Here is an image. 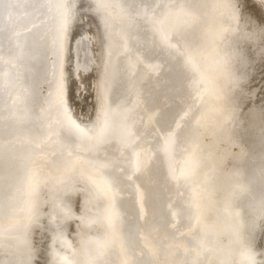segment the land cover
<instances>
[{
	"label": "snow or ice",
	"instance_id": "1",
	"mask_svg": "<svg viewBox=\"0 0 264 264\" xmlns=\"http://www.w3.org/2000/svg\"><path fill=\"white\" fill-rule=\"evenodd\" d=\"M256 7L95 0L93 8L81 0L74 23L61 0H0V264H264L255 242L264 221V70L254 88L237 67L245 59L246 69L251 45L264 42V7ZM217 9L228 27L216 23ZM89 22L101 56L90 90L74 98L64 44ZM142 33L180 65L173 121L161 120L167 94L156 102L139 87ZM49 53L45 95L32 73ZM69 193L84 197L79 216ZM73 219L77 246L66 236Z\"/></svg>",
	"mask_w": 264,
	"mask_h": 264
},
{
	"label": "rangeland",
	"instance_id": "2",
	"mask_svg": "<svg viewBox=\"0 0 264 264\" xmlns=\"http://www.w3.org/2000/svg\"><path fill=\"white\" fill-rule=\"evenodd\" d=\"M247 1V3H245V0H237V2L239 3V4H241L243 7H244V10H245V12L246 13H250V12H256L257 14H258V10L256 9L257 7H255V6H257V5H259V6H261L262 4V7H264V0H246ZM258 1V2H257ZM260 1V2H259ZM61 2L62 3H65L66 4V6L68 7V8H70L71 9V11L73 12V14H74V16H73V19L74 20H76V19H78V18H76V16H75V14L77 13V11L79 10V7L78 6H80V4H81V0H61ZM244 2V3H243ZM256 2V3H255ZM84 3L86 4V5H88V4H90V5H92L93 6V8L95 7V0H84ZM258 3V4H257ZM262 3V4H261ZM255 4V5H254ZM249 5V6H248ZM254 5V6H253ZM252 6V7H251ZM76 7H78V8H76ZM247 8V9H246ZM76 9V10H75ZM257 10V11H256ZM219 11H221L220 9H217V11H215L214 12V19H215V21L217 22V23H220V27L221 28H226V25H227V27H228V21H226V20H228L227 19V16L225 17V13L223 12V10L221 11V12H219ZM216 13L217 14H219L218 16L216 15ZM224 14V15H223ZM215 15H216V17L218 18H216L215 17ZM221 16V17H220ZM224 16V17H223ZM87 19V17H85V20ZM217 19V20H216ZM219 20V21H218ZM222 20H223V22H222ZM77 22H80L79 20H76ZM75 21V22H76ZM226 21V22H225ZM37 23L39 22V21H36ZM35 21H34V23H36ZM76 22V23H77ZM94 23L95 22H92V26L90 25V23L88 24V26H86V27H81L80 29H78L77 30V33H76V35H75V38L69 43H66L65 42V44H64V50H63V56L65 57H63V59H62V62H63V66H62V71H63V75H64V78L66 79V77H68V75H69V84H66V85H69V88H71V89H73V91H72V95H74L73 97L75 98L77 95H86L87 94V92L90 90L89 89V87L88 86H90L91 84H93L94 82H95V77H96V75H97V66H98V62H99V59H100V56H101V41H100V38H99V34L97 33V35H98V37H95L94 38V36L96 35V33L94 32L95 30H98V29H96V27H97V24L95 23V25H94ZM224 23L226 24V25H224ZM87 24V23H86ZM85 25V24H84ZM90 25V26H89ZM221 25H223V26H221ZM27 26V25H26ZM96 26V27H95ZM88 27H89V29L92 27V28H95V30L93 29V30H89L88 29ZM95 34H94V33ZM96 32H98V31H96ZM226 33V34H225ZM224 35H223V37L225 38V41L226 42H230L229 40H230V38H232L231 39V41H234V37H232V36H229L230 34L229 33H227V32H224L223 33ZM96 35V36H97ZM142 35H144V33H142ZM142 35H140V38L142 37ZM149 36V35H148ZM147 35H145L144 37H142L141 39H144V40H141L142 42L144 41V43H142V44H144V46L143 45H141V47L143 48V56L145 55V59H144V57H143V60H144V63H146V65L143 63V65H145L144 67L146 68V70L147 71H145V68H142V66H141V68H142V72H141V74H142V76H143V80L145 81V79H146V82H142L140 85H139V87H141V89H143V93H145L144 94V96L146 97V98H151V100H154L155 101V99H156V102H159L160 100H161V98L165 95V94H167V96L169 97V101H170V99H172L171 100V102H173L174 101V99L173 98H175V102H173L174 103V105H177V106H175L174 107V105H172L173 103H169L170 105L164 110V112L166 111V113H165V115H164V112L162 113V116H161V120L162 121H168V120H170V121H173V120H175V118L177 117V114L176 113H171V112H175L176 110L178 111V110H180V108H181V105H180V108H178L179 106V104H180V97H179V95L181 96V94L183 95V93L181 92V89L179 88L180 87V85L179 84H181L180 83V81L179 80H181V76H182V72H181V68H179L180 66L178 65L179 63H173V62H177L178 60L176 59V58H174L173 56H171V58H170V55H169V53L168 52H166V51H163L162 49L160 50L159 48H152L151 47V42H150V40H151V38H147L148 37ZM229 36V37H228ZM150 37V36H149ZM146 39H148L147 41L148 42H146ZM224 41V42H225ZM150 43V44H149ZM261 43V44H260ZM254 44H258V47H256L257 48V50H260V52L259 51H256V49H255V52H257V54L256 55H258V53H259V55L257 56V57H259L260 56V58L261 59H264V58H262L261 57V55H260V53H261V49H264V42H259V43H253L252 44V46L254 45ZM260 44V45H259ZM68 45H69V47H70V45H71V49H68ZM73 45V46H72ZM146 46V47H145ZM147 46H148V48H149V50H146V49H148L147 48ZM257 46V45H256ZM67 48V49H66ZM253 48H255V45L253 46ZM152 49H154V50H152ZM152 50V51H151ZM157 50H159V51H157ZM146 51V52H145ZM157 51V53H155V52ZM160 51H162L161 52V54H163L164 53V55H162L163 57H165V58H161L162 56H160ZM68 52L69 53H72V62H71V65L68 63ZM154 52V53H153ZM146 53H148L147 55H146ZM153 53V54H152ZM166 53V54H165ZM167 53H168V55H167ZM66 54V55H65ZM152 54V55H151ZM51 54H49L48 55V57L50 56ZM149 55H151L152 57L154 56V58H152L151 56L149 57ZM157 55V56H156ZM159 56V58H157L156 59V57H158ZM43 57V56H42ZM39 58V61L40 60H43L42 62H45V63H47L49 66H51V64H49V63H51V62H46V61H49L50 59H51V56L48 58V59H46L45 61H44V59L45 58ZM173 57V58H172ZM148 58V59H147ZM152 58V59H151ZM161 58V59H160ZM260 58H258L257 59V61H259V62H257V64H256V61H254V65H252L251 63H253V61H251V65H249L246 69L243 67V65H241V64H244V66H245V64H246V62L245 63H242V62H239L240 64H238V65H241V67L239 66V68H241L242 69V71H247L249 74H251L250 76H253V79H257L258 77H260L261 76V72H262V70H264V69H262V61H260L261 59ZM148 61H147V60ZM155 59H156V61H155ZM169 59V60H168ZM172 59H175V60H172ZM38 60V59H37ZM147 62H146V61ZM150 60V61H149ZM164 60V61H163ZM166 60H168L167 62L170 64L169 66H167L168 64H167V62L165 63V61ZM51 61V60H50ZM155 61V62H154ZM159 61H162V63H165L164 64V66H162L163 64L162 63H160ZM150 62H152V63H150ZM40 63H41V61H40ZM39 63V65H42L43 63H41L40 64ZM172 63H173V65H172ZM47 64H44L45 66L47 65ZM64 64H66V65H64ZM72 67H69V65ZM148 64V65H147ZM151 64L152 65H154V64H158V65H160V66H162L161 67V69L162 70H160V67H159V70L161 71H159V70H154V73L153 72H151V69H153L152 68V66H151ZM167 64V65H166ZM38 64H37V61H36V64H35V62H34V66H37ZM43 65V66H44ZM47 65V66H48ZM73 65V66H72ZM178 65V66H177ZM237 65V66H238ZM255 65H259L257 68V70L256 69H253V68H256V66ZM46 66V68H48ZM174 66V67H173ZM37 67H39L38 69L40 70V72L42 73L43 72V69L45 68V67H40V66H37ZM37 67H36V69H35V67H33L34 68V70H37ZM150 69H149V68ZM164 67V68H163ZM168 67V68H167ZM170 67H171V69H170ZM42 70H41V69ZM45 68V70H44V73L41 75V73L40 72H38V70L37 71H35V72H33V79H35V74H36V72L39 74V75H41L40 77L42 78L43 77V75L45 74V72H46V70H51V67L49 68V69H46ZM68 68V69H67ZM69 68H71V70H73V74L71 73L72 71L69 69ZM148 68V69H147ZM177 68H178V70H177ZM69 70L68 72L69 73H71L72 74V76H70L71 74H69L66 70ZM165 71H164V70ZM175 70L176 69V71H173V70ZM244 69V70H243ZM251 69H252V71H251ZM260 69H262L261 71H260ZM33 70V71H34ZM148 70H150V71H148ZM168 70V71H167ZM170 71H173L174 72V75H173V73L172 72H170ZM181 72V73H179V72ZM255 71V72H254ZM260 71V72H259ZM144 72H145V74H144ZM147 72L149 73V72H151L150 74L151 75H153L154 74V76H153V78H152V76H150L149 78H148V76H149V74L148 75H146L147 74ZM164 72V73H163ZM177 73V76L175 75L176 73ZM255 74L256 72L259 74V75H254L253 73ZM35 73V74H34ZM66 73H68V74H66ZM161 73V74H160ZM38 74H37V76H38ZM155 74H156V76H155ZM163 74V75H162ZM172 75V76H174V77H172L171 76V78H174V79H168V78H170V76H168L167 77V75ZM67 75V76H66ZM181 75V76H180ZM66 76V77H65ZM159 77V79H160V77H161V80H163V78H164V80L163 81H161V80H159L158 79V77ZM163 76V77H162ZM72 77V78H71ZM178 78L176 81L177 82H179V83H177V82H175L174 80H175V78ZM39 78V77H38ZM38 78H36V79H38ZM41 78H39V80H38V83H37V81L36 80H34V81H36L35 83H37L36 85H39V84H41V82L43 81ZM68 78L65 80V82L68 80ZM148 78V79H147ZM158 79V80H154V79ZM73 80V82H72V80ZM252 79V82L253 81H255V80H253ZM260 79V80H259ZM259 79H257L258 81H256V82H253L254 84L253 85H256V83L258 82V84L260 85V83H262V81H261V77L259 78ZM41 80V81H40ZM71 80V81H70ZM153 80V81H152ZM171 80H173V81H171ZM156 81V82H155ZM160 83H159V82ZM171 81V82H170ZM261 81V82H260ZM151 82H153V83H151ZM159 84H158V83ZM166 82H168V83H166ZM67 83V82H66ZM73 83V84H72ZM143 83H144V85H143ZM166 83V84H165ZM172 83L173 84H175V85H172ZM222 83V82H221ZM147 84V85H146ZM152 84V85H151ZM178 84V85H177ZM159 85V86H158ZM164 85H165V87H164ZM168 85V86H167ZM170 85H172V86H170ZM177 85V87L178 88H176L175 86ZM40 86V85H39ZM38 86V90H40V89H42V90H44V94L46 95V92H47V87L45 86V85H43V82H42V84H41V86L42 87H39ZM70 86H73V87H70ZM173 87V88H172ZM255 87H259L258 85L257 86H255ZM254 87V88H255ZM145 88H146V90H145ZM152 90H151V89ZM70 89V90H71ZM156 89V90H155ZM177 89H179L180 91H178ZM170 90V91H169ZM175 90V91H174ZM46 91V92H45ZM120 91V93L123 91V89L121 90V89H119L118 90V92ZM172 91H173V93H172ZM177 91H178V93H177ZM148 92V93H147ZM166 92V93H165ZM175 92V93H174ZM151 93V94H150ZM169 93H171V94H169ZM176 94H178L177 96L179 97H177L176 96ZM118 95H119V93H118ZM148 95V96H147ZM170 95V96H169ZM157 96V97H156ZM171 96H173V97H171ZM176 102H178V104L176 103ZM170 106L172 107V108H174V109H171L170 108ZM177 107V108H176ZM249 107H251V105H249ZM176 108V109H175ZM168 109L171 111H168ZM155 109H153V111H154ZM174 110V111H173ZM167 111L169 112V113H171L170 114V116H169V113H167ZM176 111V112H177ZM177 113H179V114H181L180 113V111H178ZM172 114H173V116H172ZM176 115V117H175V115ZM178 114V115H179ZM144 115H147V116H149L150 115V112H147V114H146V112L144 113ZM165 116V117H164ZM166 116H169L168 117V119H167V117ZM171 117V118H170ZM173 117H175V118H173ZM148 117H145V119H147ZM166 119V120H165ZM156 126V125H155ZM157 164H154V166H156ZM158 167L160 166V165H157ZM157 167V169H156V167H154L156 170H159V168ZM153 168V169H154ZM152 169V171H156L155 169L153 170ZM157 172V171H156ZM155 172V173H156ZM154 173V174H155ZM152 175H154L153 173H151ZM157 174V178H159V180L160 179H162L161 178V176H158V175H160V173H159V171L156 173ZM151 175V177H153ZM155 178H156V175L154 176ZM155 178H153V179H155ZM156 178V179H157ZM159 180L157 179L156 181H157V185H158V187H159V183L160 184H163V182H159ZM161 181H163V179L161 180ZM159 182V183H158ZM260 191H261V189H260V186H259V178L257 177V185H256V195H257V199L259 198V194H260ZM74 194V193H73ZM72 193H70V195L71 196H68V197H66V199L68 200V201H66L67 203L69 202V204H71L73 207H78V208H76L77 210H73V211H75L76 212V214H77V212H78V214H77V216L79 215V210H80V203L81 202H83V200L82 199H84V197H83V195L82 194H80V195H82V196H80L78 193L76 194H74L73 195ZM175 194V193H174ZM74 196V198H76V201L74 200V199H72V197ZM75 195H79L80 197H83V198H79V196H77L78 198H79V200H78V198L75 196ZM174 196H176V195H173V199H174ZM74 200V201H73ZM81 200V201H80ZM77 201H79L80 203H78ZM74 202H77V205L79 204V206H76L75 205V203ZM169 202V201H168ZM248 201L247 200H245V203H247ZM165 203H167V201L165 202ZM170 203V202H169ZM75 205V206H74ZM167 205V204H166ZM165 206V205H164ZM47 206H45V208H46ZM165 207H167V206H165ZM74 208V209H75ZM45 210H47V208L45 209ZM169 219H171V217L169 218ZM177 219H179V218H177ZM253 219H255V218H253ZM73 221V220H72ZM72 221L70 222L69 221V223L68 224H65V225H67V227H66V229L68 228V225L70 226V224H71V226H73L74 227V225L72 224ZM74 221L75 222H77V220H75L74 219ZM73 221V222H74ZM68 222V221H67ZM66 222V223H67ZM74 222V223H75ZM176 222V221H175ZM78 223V222H77ZM171 223H174V221L172 220L171 221ZM76 224V223H75ZM169 224H170V221H169ZM261 224H264V221H256V225H257V228H256V233H255V242H256V250L257 251H264V233H261V231H260V226H261ZM69 227L68 228V230H66V231H70V229L72 228V227ZM170 226H171V224H170ZM74 230V232H73V230ZM71 229V231L70 232H73L74 234L75 233H77V225H75V227L74 228H72ZM75 230H76V232H75ZM69 232V233H70ZM68 233V232H67ZM69 233L68 234H66L67 236H69L70 237V235H69ZM71 235H72V239L73 240H75L74 241V244H73V241H72V244L74 245V246H77L76 244H78V243H76L75 244V242H78L79 241V238H78V236L77 235H74V234H72V233H70ZM76 236L77 237V240L74 238V236ZM39 238V235H37V239ZM69 239V238H68ZM50 240V239H49ZM51 241H49V243H50ZM225 242H226V240H225ZM65 249H66V252H64L65 251ZM58 250H63L62 252V254H64V253H67L68 254V252H67V250L68 251H70L69 249H67V248H65V247H62V246H60L59 248H58Z\"/></svg>",
	"mask_w": 264,
	"mask_h": 264
},
{
	"label": "bare ground",
	"instance_id": "3",
	"mask_svg": "<svg viewBox=\"0 0 264 264\" xmlns=\"http://www.w3.org/2000/svg\"><path fill=\"white\" fill-rule=\"evenodd\" d=\"M255 1H256V0H255ZM257 2H258V1H257ZM259 2H260V1H259ZM243 3H244V2H243ZM245 3H247V1H246ZM255 3H256V2H255ZM257 4H258V3H257ZM261 4H262V3H261ZM254 5H255V4H254ZM254 5H253V6H254ZM259 5H260V4H259ZM262 5H263V4H262ZM262 5H261V7H262ZM243 6H244V5H243ZM248 6H249V5H248ZM78 7H79V6H78ZM78 7H76V8H78ZM251 7H252V6H251ZM255 7H256V6H255ZM246 9H247V8H246ZM256 9H257V8H256ZM75 10H76V9H75ZM220 10H221V9H220ZM216 11H217V10H216ZM221 11H222V10H221ZM221 11H219V12H221ZM256 11H257V10H256ZM219 14H220V13H219ZM219 14L216 13L217 16H218ZM216 15H215V17H216ZM223 15H224V14H223ZM73 16H74V15H73ZM226 16H227V15H225V17H226ZM220 17H221V16H220ZM223 17H224V16H223ZM76 18H77V17H76ZM216 18H217V17H216ZM84 19H85V18H84ZM217 19H218V18H217ZM217 19H216V20H217ZM76 20H79V19H76ZM76 20H74V23L77 22ZM75 21H76V22H75ZM218 21H219V20H218ZM226 21H228V20H226ZM226 21H225V22H226ZM35 22H36V21H35ZM222 22H223V20H222ZM36 23H37V22H36ZM77 23H79V22H77ZM89 23H90V25L92 24V22H89ZM89 23H87V24L85 23L84 27L88 26ZM216 23H217V22H216ZM228 23H229V21H228ZM37 24H39V22H38ZM217 24L220 25V23H217ZM90 25H89V26H90ZM92 25H93V24H92ZM92 25H91V26H92ZM94 25H95V23H94ZM224 25H226V24L224 23ZM221 26H223V25H221ZM228 26H229V24H228ZM92 27H93V26H92ZM92 27H91L90 29H91V30H93V29L95 30V28H92ZM95 27H96V26H95ZM226 27H227V25H226ZM80 28H81V27H80ZM80 28H76L74 31H71V30H70L69 33H68V35L66 36L65 42H66V43H68V42L70 43V42L75 38V35H76V33H77V30L80 29ZM88 29H89V27H88ZM96 29H97V27H96ZM96 31H98V30H95V31H94V32L96 33V35H97L98 32H96ZM94 32H93V33H94ZM95 33H94V34H95ZM225 34H226V33H225ZM96 35L94 36V38H95V37H98V35H97V36H96ZM141 35H142V34H141ZM145 35H147V34L144 33V35H142V37H144ZM223 35H224V34H223ZM147 36H148V35H147ZM229 36H230V35H229ZM229 36H228V37H229ZM142 37H141V38H142ZM99 38H100V36H99ZM141 38H140V39H141ZM147 38L149 39L150 37L148 36ZM95 39H96V38H95ZM144 39H145V38H144ZM144 39H141V40H144ZM148 39H146V42H148V41H147ZM231 39H232V38H230L229 41H231ZM96 40H97V39H96ZM149 40H150V39H149ZM232 40H233V39H232ZM73 41H74V40H73ZM73 41H72V42H73ZM150 41H151V40H150ZM224 41H225V38H224ZM72 42H71V43H72ZM225 42H226V41H225ZM142 43H144V41H143ZM144 44H145V43H144ZM144 44H142V45L144 46ZM149 44H150V43H149ZM260 44H261V43H260ZM260 44H259V45H260ZM254 45H255V48H253ZM254 45H253V46L251 45V47H252V57H251V61H253V63H251L252 65H254V61H256V64H257V62H259V61H257V59L260 58V56L257 57V56L259 55V53H258V55H256L257 52H255V49H256V51H259V52H260V50H257V48H256V47H258V44H254ZM256 45H257V46H256ZM72 46H73V45H72ZM143 46H142V47H143ZM152 46H153V45H151V47H152ZM145 47H146V46H145ZM147 48H148V46H147ZM152 48H155V47L153 46ZM66 49H67V48H66ZM68 49H71V45H70V47H69V45H68ZM142 49H143V48H142ZM159 49H160V48H159ZM146 50H149V48L146 49ZM152 50H154V49H152ZM152 50H151V51H152ZM160 50H161V49H160ZM149 51H150V50H149ZM157 51H159V50H157ZM157 51H156V52L154 51V52L157 53ZM163 51H164V50H163ZM145 52H146V51H145ZM154 52H153V53H154ZM161 52H162V51H160V56L164 55V53L161 54ZM153 53H152V54H153ZM49 54H50V53H49ZM49 54H48V55H49ZM147 54H148V53H146V55H147ZM152 54H151V55H152ZM157 54H158V53H157ZM165 54H166V53H165ZM65 55H66V54H65ZM151 55H149V57H150ZM167 55H168V53H167ZM260 55H261V54H260ZM50 56H51V55H50ZM50 56H49V57H50ZM156 56H157V55H156ZM41 57H42V56H41ZM41 57H40V58H41ZM49 57H48V58H49ZM63 57H64V56H63ZM143 57H144V59H145V55H144ZM151 57H152V56H151ZM165 57H166V56H165ZM165 57L162 56L161 58L163 59V58H165ZM42 58H44V57H42ZM48 58H47V59H48ZM64 58H65V57H64ZM152 58H154V56H153ZM152 58H151V59H152ZM157 58H159V56L156 57V59H157ZM161 58H160V59H161ZM170 58H171V55H170ZM172 58H173V57H172ZM49 59H50V58H49ZM67 59H68V63L71 65V62H72V53H69V52H68V58H67ZM147 59H148V58H147ZM147 59H146V60H147ZM156 59H155V61H156ZM260 59H261V58H260ZM45 60H46V59H44V61H45ZM50 60H51V59H50ZM50 60H49V61H46V62H51ZM146 60H145V61H146ZM168 60H169V59H168ZM168 60H166L165 63H166ZM172 60H175V59H172ZM258 60H259V59H258ZM36 61H37V64H38L37 66H40V67L42 66V67H45V68H46V66L48 65L47 63L42 62L43 60H40L41 63H43V64H42V65H39V63H40L39 58H38V60H36ZM36 61H35V64H36ZM147 61H148V60H147ZM147 61H146V62H147ZM149 61H150V60H149ZM155 61H154V62H155ZM163 61H164V60H163ZM260 61H262V59H261ZM159 62L162 63V61H159ZM240 62H242V63H245V62H246V63H247V61H246L245 59H241ZM41 63H40V64H41ZM150 63H152V62H150ZM165 63H162V64H163L162 66H164ZM173 63H174V64H175V63H178V61H177V62H173ZM173 63H172V65H173ZM44 64H47V65L45 66ZM49 64H51V63H49ZM62 64H63V62H62ZM69 64H68V65H69ZM144 64L146 65V63H144ZM167 64H168V65H167ZM167 64H166L167 66L170 65L168 62H167ZM238 64H240V63H238ZM238 64H237V65H238ZM251 64H249V65H251ZM43 65H44V66H43ZM64 65H66V64H64ZM70 65H69V67H71ZM145 65H143L142 68H145V67H144ZM147 65H148V64H147ZM154 65H158V64H154ZM160 65H161V64H160ZM160 65H159V66H160ZM178 65H179V64H178ZM178 65H177V66H178ZM241 65H243V67L245 68L244 64H241ZM241 65H238L237 67H239V66L241 67ZM249 65H248V66H249ZM252 65H251V66H252ZM37 66H34L35 69H36ZM62 66H63V65H62ZM72 66H73V65H72ZM151 66H152V64H151ZM162 66H160V70H162V69H161ZM179 66H180V65H179ZM255 66H256V68H253V69H256V70H257V69H258L257 67H258L259 65H255ZM42 67H41V68H42ZM47 67H48V68H46V69H49L51 66L48 65ZM173 67H174V66H173ZM38 68H39V67H37V70H38V72H40V70H39ZM41 68H40V69H41ZM45 68H44V69L42 68V69H43V72H42V73L40 72L41 75L44 73ZM71 68H72V67H71ZM71 68H69V69L71 70ZM148 68H149V67H148ZM148 68H147V69H148ZM163 68H164V67H163ZM167 68H168V67H167ZM179 68H180V67H179ZM241 68H242V67H241ZM241 68H240V70L242 71ZM42 69H41V70H42ZM67 69H68V68H67ZM149 69H150V68H149ZM170 69H171V67H170ZM247 69H248V68H247ZM33 70H34V68H33ZM37 70H34L33 72H35V71H37ZM65 70H66V69H65ZM154 70H155V69H151V72L154 73ZM158 70H159V69H158ZM160 70H159V71H160ZM163 70H164V69H163ZM172 70H173V69H172ZM177 70H178V68H177ZM180 70H181V69H180ZM243 70H244V69H243ZM261 70H262V69H260V71H261ZM46 71H50V69H49V70H46ZM66 71L68 72L69 70H66ZM71 71H72L71 73L73 74V70H71ZM145 71H147L146 68H145ZM148 71H150V70H148ZM155 71H156V70H155ZM159 71H158V72H159ZM164 71H165V70H164ZM167 71H168V70H167ZM173 71H176V69L173 70ZM173 71H170V72H172L173 75H174V72H173ZM251 71H252V69H251ZM260 71H259V72H260ZM151 72H149V73L147 72L146 75L149 74L148 78H149L150 76H152V78H153L154 74L151 75V74H150ZM156 72H157V71H156ZM158 72H157V73H158ZM160 72H161V71H160ZM178 72H179V71H178ZM254 72H255V71H254ZM40 73H39V74H40ZM68 73H69V72H68ZM68 73H66V74H68ZM71 73H69V74H71ZM163 73H164V72H163ZM175 73H176V72H175ZM179 73H181V72H179ZM252 73H253V72H252ZM32 74H33V73H32ZM34 74H35V73H34ZM37 74H38V73L36 72V74H35L36 77H35L34 80H36L37 83H38V80H39V78H41V77H40L41 75L38 74V76H37ZM72 74H71L70 76H72ZM144 74H145V72H144ZM158 74H159V73H158ZM160 74H161V73H160ZM181 74H182V73H181ZM248 74H249V73H248ZM253 74H254V73H253ZM259 74H260V73H259ZM259 74L256 72L254 75H259ZM44 75H45V74H44ZM44 75H43V77L41 78L42 80L44 79ZM162 75H163V74H162ZM175 75L177 76V73H176ZM249 75H251V74H249ZM66 76H67V75H66ZM66 76H65V77H66ZM143 76H144V75H143ZM155 76H156V74H155ZM168 76H170V75L168 74L167 77H168ZM171 76H172V75H171ZM171 76H170V78H168L169 80H170V79H174V78H171ZM180 76H181V75H180ZM38 77H39V78H38ZM68 77H69V75H68ZM68 77H66V79H67ZM157 77H158V76H157ZM162 77H163V76H162ZM172 77H174V76H172ZM177 77H178V76H177ZM177 77H176L175 80H174L175 82H177V81H176V80L178 79ZM181 77H182V76H181ZM251 77L253 78V76H251ZM260 77H261V76H260ZM260 77H258L257 79H259ZM33 78H34V77H33ZM36 78H38V79H36ZM69 78H70V77H69ZM69 78H68V80L66 81V82H67L66 84H69ZM71 78H72V77H71ZM148 78H147V79H148ZM66 79H65V80H66ZM158 79H159V77H158ZM158 79L156 78V79H154V80H158ZM257 79H256V80L253 79V80H255V81H253V82L258 81ZM71 80H72V79H71ZM71 80H70V81H71ZM159 80H161V77H160ZM163 80H164V78H163ZM163 80H161V81H163ZM181 80H182V78H181ZM181 80H179L180 83H181ZM259 80H260V79H259ZM36 81H35V82H36ZM40 81H41V80H40ZM143 81H144V80H142V82H143ZM152 81H153V80H152ZM171 81H173V80H171ZM171 81H170V82H171ZM174 81H173V82H174ZM42 82H43V81H42ZM42 82H41V84H42ZM72 82H73V80H72ZM142 82H141V83H142ZM144 82H146V79H145ZM155 82H156V81H155ZM158 82H159V81H158ZM158 82H157V83H158ZM175 82H174V83H175ZM253 82H252V83H253ZM258 82H259V81H258ZM258 82L256 83V85H254V87L257 86V85L260 86V85L258 84ZM260 82H261V81H260ZM37 83H36V84H37ZM73 83H74V82H73ZM73 83H72V84H73ZM151 83H153V82H151ZM159 83H160V82H159ZM159 83H158V84H159ZM166 83H168V82H166ZM166 83H165V84H166ZM177 83H179V82H177ZM185 83H187V82H185ZM41 84H39L40 86L37 85V88H38V86H39V87H42ZM70 84H71V83H70ZM70 84H69V85H70ZM253 84H254V83H253ZM260 84H261V83H260ZM43 85H44V83H43ZM69 85H68V87H69ZM143 85H144V83H143ZM146 85H147V84H146ZM151 85H152V84H151ZM172 85H175V84L172 83ZM172 85H170V86H172ZM177 85H178V84H177ZM177 85L175 86L176 88H178ZM179 85H181V84H179ZM158 86H159V85H158ZM167 86H168V85H167ZM70 87H73V86H70ZM164 87H165V85H164ZM140 88H141V87H140ZM172 88H173V87H172ZM179 88H180V87H179ZM255 88H258V87H255ZM42 89H43V88H42ZM70 89H71V88H70ZM150 89H151V88H150ZM118 90H119V89H118ZM121 90H122V88H121ZM142 90H143V89H142ZM145 90H146V88H145ZM151 90H152V89H151ZM155 90H156V89H155ZM177 90L180 91L179 89H177ZM70 91H71V93H72L73 89H71ZM146 91H147V90H146ZM169 91H170V90H169ZM174 91H175V90H174ZM178 91H177V93H178ZM43 92H44V90H43ZM45 92H46V91H45ZM181 92H182V91H181ZM118 93L120 94V91H119ZM121 93H122V92H121ZM147 93H148V92H147ZM165 93H166V92H165ZM172 93H173V91H172ZM174 93H175V92H174ZM46 94H47V92H46ZM144 94H145V93H144ZM150 94H151V93H150ZM169 94H171V93H169ZM177 95H178V94H176V96H177ZM181 95H182V94H181ZM73 96H74V95H73ZM147 96H148V95H147ZM169 96H170V95H169ZM156 97H157V96H156ZM171 97H173V96H171ZM177 97H178V96H177ZM179 97H181V96L179 95ZM179 97H178V98H179ZM150 99H151V98H150ZM173 99H174L173 102H175V101H176L175 98H173ZM171 100H172V99H170L169 103L171 102ZM179 100H180V99H179ZM155 101H156V99H155ZM173 102H171V103H173ZM179 102H180V104L178 105V106H179L178 108H180V105H181V101H179ZM176 103L178 104V102H176ZM169 105H170V104H169ZM172 105H174V103H173ZM175 106H177V105H174V107H175ZM170 108H171V109H174V108H172L171 106H170ZM176 108H177V107H176ZM176 108H175V109H176ZM77 110H78V109H77ZM152 110H153V109H152ZM168 111H170V110L168 109ZM168 111H167V113H169ZM173 111H174V110H173ZM176 111H177V110H176ZM176 111H175V112H171V111H170V112H171V113H176V114H177V117H176V115L174 114L176 118H175V117H173V118L178 119L180 114L177 113V112L180 111V110H178L177 112H176ZM165 113H166V111L164 112V115H165ZM171 113H169V116H170ZM180 113H181V112H180ZM146 114H147V112H146ZM178 114H179V115H178ZM144 116H145V117H148L147 115H144ZM169 116H166L167 119H168ZM172 116H173V114H172ZM164 117H165V116H164ZM170 118H171V117H170ZM165 120H166V119H165ZM168 121H170V120H168ZM155 127H160V125H159V124H156ZM157 165H159V164L157 163ZM157 165H156V166L153 165V168L156 167V169H157V167H158ZM153 168H152V169H153ZM158 168H160V166H159ZM154 169H155V168H154ZM154 169H153V170H154ZM156 169H155V170H156ZM156 171L158 172L159 170H156ZM156 171H152V173L154 174ZM157 172H156V173H157ZM156 173H155L154 175L151 174V175L153 176V177H151L152 179L155 178V177H154L155 175H156V178H157V174H156ZM158 176H161V175H158ZM156 178H155L154 180H157V179L159 180L160 177L157 178V179H156ZM161 178H162V176H161ZM161 180H162V179H160L159 182H163V181H161ZM159 182H158V183H159ZM161 185H162V184L159 183V187H160ZM157 187H158V185H157ZM159 187H158V188H159ZM174 193H175V192H174ZM174 193H173V195H176V193H175V194H174ZM72 194H73V193H72ZM74 194H75V193H74ZM74 194H73V195H74ZM76 194H77V193H76ZM73 195H72V196H73ZM79 195H80V194H79ZM79 195H75V196L77 197V196H79ZM68 196H71L70 193H69ZM68 196H67V197H68ZM80 196H82V195H80ZM80 196H79L80 199L83 198V197H80ZM77 198H78V197H77ZM79 198H78V200H79ZM67 199H68V198H67ZM67 199H66V201H68ZM72 199H74V200L76 201V198H74V196L72 197ZM174 199H175V196H174ZM74 200H73V201H74ZM82 200H83V199H82ZM80 201H81V200H80ZM77 202L80 203L79 201H77ZM77 202H74V203H75L76 206H79V204L77 205ZM169 202H172V201H169ZM169 202L167 201V203H169ZM68 203H69V202H68ZM81 203H82V202H81ZM81 203H80V205H81ZM167 203H165V206H167V205H166ZM75 205H74V206H75ZM72 207H73V206H72ZM46 208H47V207H46ZM46 208H45V209H46ZM74 208H75V207H73V210H77L76 208H78V207H76L75 209H74ZM78 209H79V208H78ZM79 211H80V210H79ZM74 212H75V211H74ZM75 213H76V212H75ZM77 214H78V212H77ZM77 214H76V215H77ZM79 215H80V212H79ZM79 215H78V216H79ZM71 221H72V220H70V222H71ZM73 221H74V219H73ZM73 221H72V224H73L74 227H75V225H77V224L79 223V221L77 220L78 223L74 221L76 224H75ZM169 221H170V224H172V223H171L172 220L169 219ZM68 223H69V221H68L66 224H68ZM174 223H175V221H174ZM170 224H169V226H170ZM65 226L67 227V225H65ZM70 226H71V224H70ZM70 226L68 225V228H69ZM66 227H65V228H66ZM71 227L74 228L73 226H71ZM68 228H67L66 230H68ZM72 228H71V229H72ZM71 229H70V231H71ZM72 230H73V229H72ZM70 231H66V234H68ZM77 231H78V229H77ZM67 232H68V233H67ZM73 232H74V230H73ZM73 232H70V233L74 234ZM75 232H76V230H75ZM70 233H69L70 237L66 235V236H67V239L69 238V239H68L69 241L72 240V241H73V244H74V241H75V240L72 239L73 237H72V235H71ZM74 235H77V233H75ZM74 235H73V236H74ZM71 237H72V238H71ZM75 237H76V236H74V238H75ZM39 238H40V237H39ZM39 238H38V239H39ZM75 239L77 240V237H76ZM49 241H50V240H49ZM49 241H48V243H49ZM72 241H71V242H72ZM77 241H78V240H77ZM76 243H79V241H78V242H75V244H76ZM76 245H78V244H76ZM73 246H74V245H73ZM59 247H60V246L58 245V248H59ZM59 251H60V250H59ZM62 251H63V250H61V252H62ZM64 252H66V249H65ZM67 252L69 253L68 250H67ZM62 253H63V252H62ZM64 254H67V253H64Z\"/></svg>",
	"mask_w": 264,
	"mask_h": 264
}]
</instances>
